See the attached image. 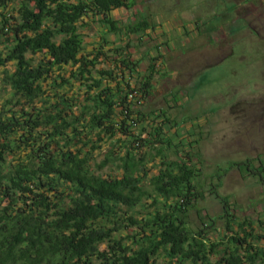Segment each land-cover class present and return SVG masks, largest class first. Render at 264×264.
Wrapping results in <instances>:
<instances>
[{
  "label": "trees",
  "instance_id": "1",
  "mask_svg": "<svg viewBox=\"0 0 264 264\" xmlns=\"http://www.w3.org/2000/svg\"><path fill=\"white\" fill-rule=\"evenodd\" d=\"M8 1L0 0V264H152L160 252L166 264H264V195L257 217L239 220L219 191L228 170L205 191L199 139L180 135L165 112L135 105L152 94L157 58L139 75L129 44L111 47L115 58L105 37L82 54L85 20L120 35L110 14L134 2L19 0L13 15ZM153 28L143 17L123 34L141 40ZM100 56L109 68H96ZM256 160L228 169L264 183V159ZM107 166L118 173L103 174ZM205 192L221 212L195 209L191 228L188 212Z\"/></svg>",
  "mask_w": 264,
  "mask_h": 264
},
{
  "label": "rangeland",
  "instance_id": "2",
  "mask_svg": "<svg viewBox=\"0 0 264 264\" xmlns=\"http://www.w3.org/2000/svg\"><path fill=\"white\" fill-rule=\"evenodd\" d=\"M129 1L134 2L131 8L110 14L122 28L120 35L105 33L99 22L85 20L79 27L82 54L94 53L105 37L104 50L115 58L111 47L129 44L124 52L131 60L141 59L139 75L148 73L150 58H157L152 94L135 105L145 114L165 112L179 126L180 135L199 139L201 162L196 158L194 162L201 167L203 189L208 190L210 176L228 170L219 191L229 196L239 220L255 219L262 208L264 183L228 167L246 159L257 166L256 158L264 159V0ZM18 4L19 0H9L5 10L14 15ZM143 17L154 28L141 40L135 36L128 40L125 27ZM99 59L96 68L111 66L110 59ZM7 68L13 70L11 65ZM66 69L68 75L72 67ZM139 75L133 74V83ZM1 77L0 71V103L7 98ZM101 151L94 152L97 161ZM147 167L150 177L156 169ZM111 168L102 173H118ZM195 209L210 216L221 212L219 203L205 192L188 212L191 228L199 225ZM166 262L162 252L152 259V264Z\"/></svg>",
  "mask_w": 264,
  "mask_h": 264
},
{
  "label": "built area",
  "instance_id": "3",
  "mask_svg": "<svg viewBox=\"0 0 264 264\" xmlns=\"http://www.w3.org/2000/svg\"><path fill=\"white\" fill-rule=\"evenodd\" d=\"M130 97H132V95H129Z\"/></svg>",
  "mask_w": 264,
  "mask_h": 264
}]
</instances>
